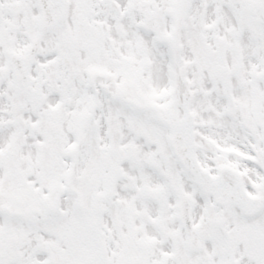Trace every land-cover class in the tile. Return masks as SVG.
Wrapping results in <instances>:
<instances>
[{
  "label": "snow or ice",
  "instance_id": "snow-or-ice-1",
  "mask_svg": "<svg viewBox=\"0 0 264 264\" xmlns=\"http://www.w3.org/2000/svg\"><path fill=\"white\" fill-rule=\"evenodd\" d=\"M0 264H264V0H0Z\"/></svg>",
  "mask_w": 264,
  "mask_h": 264
}]
</instances>
